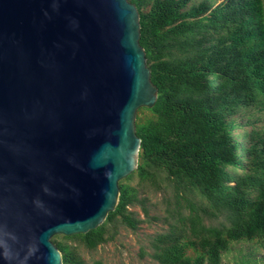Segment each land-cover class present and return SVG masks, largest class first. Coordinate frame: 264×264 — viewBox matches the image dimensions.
I'll list each match as a JSON object with an SVG mask.
<instances>
[{"label": "water", "instance_id": "1", "mask_svg": "<svg viewBox=\"0 0 264 264\" xmlns=\"http://www.w3.org/2000/svg\"><path fill=\"white\" fill-rule=\"evenodd\" d=\"M130 0H0V264H64L139 164L159 90Z\"/></svg>", "mask_w": 264, "mask_h": 264}, {"label": "trees", "instance_id": "2", "mask_svg": "<svg viewBox=\"0 0 264 264\" xmlns=\"http://www.w3.org/2000/svg\"><path fill=\"white\" fill-rule=\"evenodd\" d=\"M130 1L158 100L138 111L148 112L136 122L139 164L120 181L115 211L64 238L94 250L114 238L110 224L137 231L131 208L149 216L137 179L174 201L167 228L149 238L159 264H221L236 244L264 247V0ZM56 246L64 264L84 263L68 243Z\"/></svg>", "mask_w": 264, "mask_h": 264}, {"label": "rangeland", "instance_id": "3", "mask_svg": "<svg viewBox=\"0 0 264 264\" xmlns=\"http://www.w3.org/2000/svg\"><path fill=\"white\" fill-rule=\"evenodd\" d=\"M148 112L142 110L139 116L144 117ZM250 129V128H248ZM140 191L141 198H145L149 216H145L139 207H132L136 217L142 222L137 231H132L119 222L108 224L109 236L113 239L99 245L94 250L84 247L78 240L65 239L64 235L53 238V242L68 243L84 262L94 264L100 261L103 264H159L152 257L149 238L167 228V210L174 206L171 190H159L151 184H139L137 179L131 182ZM215 223V221H214ZM264 247L256 242H242L236 244L224 254L221 264H258L264 263Z\"/></svg>", "mask_w": 264, "mask_h": 264}]
</instances>
